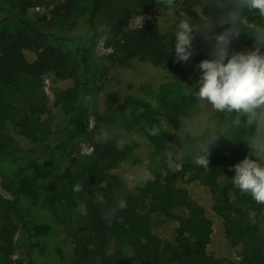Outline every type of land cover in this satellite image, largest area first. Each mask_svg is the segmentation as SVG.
<instances>
[{
  "label": "trees",
  "instance_id": "trees-1",
  "mask_svg": "<svg viewBox=\"0 0 264 264\" xmlns=\"http://www.w3.org/2000/svg\"><path fill=\"white\" fill-rule=\"evenodd\" d=\"M39 4L40 0H0V178L10 196L0 192V264H51L49 253L59 246L58 224L73 244L71 264H264V205L231 181L232 166L246 157L255 159L250 141L264 143V128L249 126L246 117L237 126L235 113L218 112L214 132L177 141L174 148L182 164L176 171L168 163V135L155 138L150 164L154 184L130 189L105 171L126 155L116 145L115 129L128 127L149 135L158 115L179 129L183 118L196 109V85L202 75L197 66L211 57L214 41L195 34L194 55L177 63L174 33L181 16L200 26L211 25L214 31L209 35H218L231 26L221 21L236 15L240 36L233 39L230 53L260 46L264 16L244 7L243 0H56L41 24L26 16ZM156 7L176 12L167 31L155 17L158 11L131 27L136 8ZM102 41L112 51L108 59L120 68H132L138 61L172 73V79L156 90L142 87L156 99L158 115L146 101L130 98L119 103L115 96H108L104 108L93 113L101 92ZM26 51L36 55L35 61L26 58ZM48 72L73 81L70 88L54 91L52 107L66 116L54 131L53 109L44 89ZM102 125L110 129L107 138L98 135ZM12 129L40 144L34 155L21 149ZM212 137L216 142L210 146L205 170L193 163L191 154ZM84 143L95 147V155H80ZM187 175L209 190L212 211L223 219L225 238L238 262L208 253L213 224L206 209L180 186ZM76 184L80 192L73 191ZM118 193H126L127 208L111 214ZM249 209L256 211L255 220L249 218ZM153 215L178 223L173 240L155 234ZM17 253L22 259L14 258Z\"/></svg>",
  "mask_w": 264,
  "mask_h": 264
},
{
  "label": "rangeland",
  "instance_id": "rangeland-1",
  "mask_svg": "<svg viewBox=\"0 0 264 264\" xmlns=\"http://www.w3.org/2000/svg\"><path fill=\"white\" fill-rule=\"evenodd\" d=\"M56 0H40L38 7L32 8L27 12V17L36 23H43L45 17H49L50 11ZM136 14L133 15L130 25L132 28L144 24L152 17V13L156 12L155 17L159 21L162 31H167L176 20V12L156 8H136ZM111 49L107 48L104 41L101 42L98 48V56L100 58L101 68L98 71V77L101 85V92L94 100L93 113L101 111L106 103L108 96H115L119 103L127 99H141L150 104L152 110L158 115V104L154 96L142 87H147L151 90H156L161 83L172 79V73L163 69L154 67L148 63L134 61L132 68H120L108 59ZM26 58L33 62L36 55L30 51H26ZM212 57H207L211 59ZM195 66V65H194ZM44 89L49 96L51 107L54 101V91L57 88L67 89L73 85L71 79H60L52 73L44 75ZM197 106L194 113L190 117L183 118L182 125L179 129L168 126L160 115H158V123L155 127L158 129L156 135H145L142 132L136 131L128 127H118L115 129L116 145L125 150V157L115 165L105 168V171L110 175L120 178L125 181L126 186L130 189L154 184L156 178L150 169V164L155 154V145L153 140L162 135H168L170 140L168 146V163L171 170L176 171L181 168L180 156L174 148L177 141H183L190 137L205 136L208 132H214L218 117V112L206 102L201 101L196 96ZM52 128L60 125L65 120V114L60 108H53ZM91 125L93 119L91 118ZM11 135L15 138L17 144L28 155H34L35 150L40 144L32 143L24 136L20 135L18 130L12 129ZM53 139V137L51 138ZM259 144V142H257ZM255 148L251 145V156L255 157ZM80 155H95L96 149L92 144L84 143L79 148ZM180 186L187 189L194 200L200 203L205 209L208 219L213 224L212 241L208 247V253L218 258H228L238 262V257L234 249L229 245L224 234V221L212 211V199L209 190L201 186L198 182L191 180V175H187L184 181L180 182ZM0 192L10 198L8 192L4 189V182L0 178ZM261 224L264 231V213L261 217ZM178 223L174 220L153 215V229L156 235L165 240H173L174 230ZM59 239L58 250L50 251L49 261L51 264H71L73 255V244L63 225L56 226ZM14 258L22 259L20 253H17Z\"/></svg>",
  "mask_w": 264,
  "mask_h": 264
},
{
  "label": "clouds",
  "instance_id": "clouds-1",
  "mask_svg": "<svg viewBox=\"0 0 264 264\" xmlns=\"http://www.w3.org/2000/svg\"><path fill=\"white\" fill-rule=\"evenodd\" d=\"M243 6L249 10H257L264 16V0H243ZM239 18L230 15L221 21V25H228L225 31L218 35H209L214 31L211 25H197L189 16H181L174 36L176 37L175 54L176 62H188L194 55L193 41L195 34H203L204 39L212 44L211 59H205L197 66L202 73L196 85V96L201 101L208 102L213 109L219 112L235 113V125L241 124V118L246 117V123L251 126L256 124L258 128H264V41L255 50L232 51L230 46L234 38L240 36L236 27ZM241 23L254 30V25H247L246 20ZM130 114V113H129ZM149 133L156 135L158 129L152 126ZM111 134L110 129L101 126L98 135L107 138ZM216 142V137L202 142L191 154L195 165L207 170L210 164L211 147ZM255 150V159L246 157L240 163L232 166L235 177L231 180L233 186L242 194H250L253 201L264 205V143L257 144L256 140L250 141ZM106 184H101L105 187ZM82 190L79 184L73 188L74 192ZM126 193H118L114 198V204L109 212L115 214L117 210L127 208ZM101 198L102 197H98ZM83 210L82 206L79 209ZM250 219L255 220L256 211L248 210Z\"/></svg>",
  "mask_w": 264,
  "mask_h": 264
}]
</instances>
